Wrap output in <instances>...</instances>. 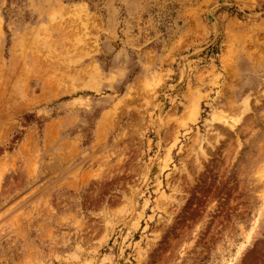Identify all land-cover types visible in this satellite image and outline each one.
I'll return each mask as SVG.
<instances>
[{
    "label": "rangeland",
    "instance_id": "obj_1",
    "mask_svg": "<svg viewBox=\"0 0 264 264\" xmlns=\"http://www.w3.org/2000/svg\"><path fill=\"white\" fill-rule=\"evenodd\" d=\"M0 264H264V0H0Z\"/></svg>",
    "mask_w": 264,
    "mask_h": 264
}]
</instances>
